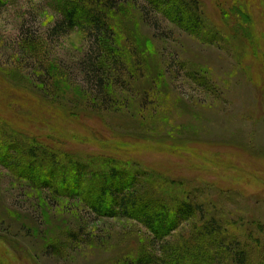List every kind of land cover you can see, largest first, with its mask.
<instances>
[{"label":"rangeland","instance_id":"374dc122","mask_svg":"<svg viewBox=\"0 0 264 264\" xmlns=\"http://www.w3.org/2000/svg\"><path fill=\"white\" fill-rule=\"evenodd\" d=\"M89 1L0 0V264H166L187 246L193 264H238L237 246L264 264V0H197L195 30L155 0H98L114 37L66 24L65 10ZM22 144L96 172L139 171L145 200L166 191L177 201L158 204L195 201L205 217L155 241L142 207L103 215L89 185H39L37 164L11 156Z\"/></svg>","mask_w":264,"mask_h":264},{"label":"trees","instance_id":"16d2710c","mask_svg":"<svg viewBox=\"0 0 264 264\" xmlns=\"http://www.w3.org/2000/svg\"><path fill=\"white\" fill-rule=\"evenodd\" d=\"M174 1L155 0V4L162 7L166 5L170 6L172 12L175 13V19L182 25L192 27L194 28L193 30L196 28H203L205 22L197 0H179L178 3ZM88 3H90V6H86V4L82 6L80 3L71 4L64 12L66 24L74 27L79 25V21L81 20L83 25L88 23L92 26L91 28L98 33L105 31L106 34L110 33V36L114 37L113 28L109 25V20L105 11L107 6H111L110 3L106 2L102 5V2L98 0H90ZM236 13L241 17L239 18L243 23H249V16L245 14L243 10L237 8ZM82 15L84 16L83 20L80 19ZM240 24L242 23L240 22ZM62 28H64V26H62ZM8 136V139L16 140L11 139L10 137L12 136ZM44 147V145H37V147H34L22 144L11 156L19 158L18 156L20 155H17V153L20 152V161H22V159L31 158L33 162L29 165H33L34 167V164H37V168L39 169V171L38 169L36 171V174H38L37 183L39 185L50 186V189L55 193H77V195H81V192L89 185V193H87L89 196L85 197V199L87 198L90 207H93L96 212H100L103 215L117 214L115 212L117 208L119 214L134 218L136 213L135 210L141 209L142 207L141 218L139 219L153 233L155 241H163L171 235L180 224L192 218L197 213L205 217V211L202 205L195 203V201H182L177 207H167L158 204L163 200L167 203L168 201H177V198L173 194L170 193V195L169 192L166 191L163 193L162 197L161 195L153 194L156 198L157 196L162 198L157 199L158 201L152 202L149 200L148 202L145 200L144 197L148 196V194L143 184L140 185L141 179H139V175L141 172L139 171L134 172L132 169L126 170V167L123 166H119V168L111 166L96 172L92 169L89 170L85 165L79 163L80 161H77L78 159H76V157L74 159L72 155L65 153L62 157V155L60 156L55 150L47 151ZM1 158H10V155L8 157H0V160ZM17 167H21V164L17 163ZM72 169L75 171L70 172ZM26 170L27 168L25 167L21 176L27 179H33ZM113 202L115 204L114 206ZM158 205L161 207L162 211L156 209ZM217 225L219 224L217 223ZM217 225L212 222L208 224L206 228L215 231ZM182 247L183 246L180 245L179 248L182 249ZM239 249L240 247L238 246L234 248L230 247L227 249V253L234 262L246 264L247 257L245 253L239 251ZM183 252L186 255H184V257H179V260H177L178 256L173 255V249L167 251L166 258H169V260L166 261V264H193L194 254L191 253V247L187 246L183 249ZM188 254L190 255L188 256ZM144 261L145 259L142 258L140 261L134 260L131 264H145ZM204 262L205 264H210V260L208 259L204 260ZM128 264H130V262ZM211 264H213V262H211Z\"/></svg>","mask_w":264,"mask_h":264},{"label":"clouds","instance_id":"9594fccd","mask_svg":"<svg viewBox=\"0 0 264 264\" xmlns=\"http://www.w3.org/2000/svg\"><path fill=\"white\" fill-rule=\"evenodd\" d=\"M51 19H53V17L50 16V15H48V16H47V20H45V23H47V22L50 21Z\"/></svg>","mask_w":264,"mask_h":264}]
</instances>
